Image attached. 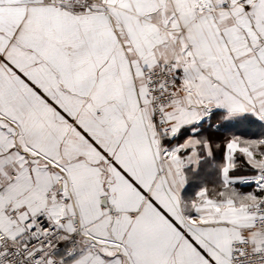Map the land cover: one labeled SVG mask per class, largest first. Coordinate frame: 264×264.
Instances as JSON below:
<instances>
[{
  "label": "snow or ice",
  "instance_id": "6c2138e0",
  "mask_svg": "<svg viewBox=\"0 0 264 264\" xmlns=\"http://www.w3.org/2000/svg\"><path fill=\"white\" fill-rule=\"evenodd\" d=\"M0 264H264V0H0Z\"/></svg>",
  "mask_w": 264,
  "mask_h": 264
},
{
  "label": "crops",
  "instance_id": "0c3cea01",
  "mask_svg": "<svg viewBox=\"0 0 264 264\" xmlns=\"http://www.w3.org/2000/svg\"><path fill=\"white\" fill-rule=\"evenodd\" d=\"M215 181V172L210 170L208 165H204L201 171L191 177V184L188 191L191 192L193 189L197 188L198 185L206 184L209 187L213 186Z\"/></svg>",
  "mask_w": 264,
  "mask_h": 264
}]
</instances>
